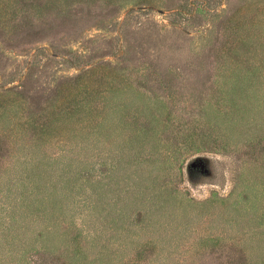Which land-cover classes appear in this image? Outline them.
Wrapping results in <instances>:
<instances>
[{
  "label": "rangeland",
  "instance_id": "1",
  "mask_svg": "<svg viewBox=\"0 0 264 264\" xmlns=\"http://www.w3.org/2000/svg\"><path fill=\"white\" fill-rule=\"evenodd\" d=\"M0 264H264V0H0Z\"/></svg>",
  "mask_w": 264,
  "mask_h": 264
}]
</instances>
